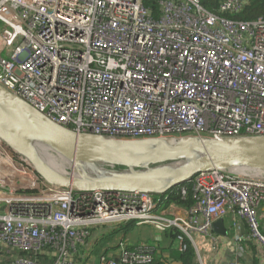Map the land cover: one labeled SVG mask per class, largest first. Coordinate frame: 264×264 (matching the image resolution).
I'll use <instances>...</instances> for the list:
<instances>
[{
  "label": "built area",
  "instance_id": "1",
  "mask_svg": "<svg viewBox=\"0 0 264 264\" xmlns=\"http://www.w3.org/2000/svg\"><path fill=\"white\" fill-rule=\"evenodd\" d=\"M0 84L54 122L107 138L264 136V18L222 17L201 0H0ZM0 154L33 179L0 182L1 263L76 264L103 227L133 221L177 229L180 248L186 238L198 254L195 235L217 253L212 225L231 218L227 264H244L252 242L264 251L262 174L200 172L188 182L194 203L168 214L157 194L59 187L1 139ZM119 257L99 264L153 259L149 246L124 242Z\"/></svg>",
  "mask_w": 264,
  "mask_h": 264
},
{
  "label": "water",
  "instance_id": "2",
  "mask_svg": "<svg viewBox=\"0 0 264 264\" xmlns=\"http://www.w3.org/2000/svg\"><path fill=\"white\" fill-rule=\"evenodd\" d=\"M0 139L49 184L81 192L136 191L159 195L212 169L243 168L264 176V136L107 138L54 122L1 84ZM34 141L45 142L69 158L75 176L54 172L37 153ZM0 182L22 188L33 185L31 177L15 170L1 154ZM4 209L0 207V211ZM212 228L217 234L228 235L223 218L214 221Z\"/></svg>",
  "mask_w": 264,
  "mask_h": 264
},
{
  "label": "trees",
  "instance_id": "3",
  "mask_svg": "<svg viewBox=\"0 0 264 264\" xmlns=\"http://www.w3.org/2000/svg\"><path fill=\"white\" fill-rule=\"evenodd\" d=\"M222 1L223 0H201L202 5L208 11L222 17L241 21L256 20L260 17L264 18V0H250L249 4H247L242 10L234 13L223 11L220 6ZM184 185H188V182L173 187L164 194H159L158 196L161 198V201L159 203L160 208L169 207L171 204L185 207L191 206L195 200V190L193 188V185H188L186 187L187 196H183L181 187ZM136 227L137 222L135 221L125 224L121 227H115L112 232L106 233L107 235L104 234L105 236L101 237V239L97 241L95 247H104L105 250H107V253L108 250L116 249L112 252V255L110 254L108 256L120 258L119 250L121 242H124L126 244L128 250L145 248V246L147 245L152 250L153 259L151 262L146 264H200L197 251L189 239L184 238L182 241V243L186 245V249L182 250L180 248L181 241H179L177 238L179 236V231L177 229L172 228L164 232L167 237L172 236V238L176 242L164 245L160 240H150L146 243H142L141 241L131 242L126 240L127 235L133 232ZM104 229L105 227H103V230ZM120 237L122 238V240L119 239ZM80 257L78 256L76 260H78V258L80 259Z\"/></svg>",
  "mask_w": 264,
  "mask_h": 264
},
{
  "label": "crops",
  "instance_id": "4",
  "mask_svg": "<svg viewBox=\"0 0 264 264\" xmlns=\"http://www.w3.org/2000/svg\"><path fill=\"white\" fill-rule=\"evenodd\" d=\"M168 214H174V213H183L185 211L184 206L174 205L171 204L167 209ZM225 225L228 229V235L223 236L220 234H217L220 237V246L219 251L217 253H214L211 244L209 243L208 239L203 236L202 234H196V244L199 248L198 252V260L200 264H227L228 258L233 254L234 252V245L232 241V219L226 218ZM247 230V229H246ZM106 233L110 232H98L96 233L93 240L89 243V246L86 250V252L89 250L88 256H82L80 254V259L78 258L76 264L78 262L83 261L85 259H88L92 256L93 253L97 254V257L99 258V261L97 264L100 263V261L103 259V257H107L108 255H112V252L116 249L105 250L104 247H95L97 241L101 239V237H104ZM215 233V232H214ZM247 233V232H246ZM107 235V234H106ZM122 240V238H119ZM126 240L128 241H141L142 243H146L150 240H160L164 245H167L169 243H176L172 236L167 237V235L157 229L153 225L145 224V225H137V227L134 229L133 232L129 233L127 235ZM1 263V262H0ZM244 264H264V251L263 247L259 242H252L250 246L248 247V257Z\"/></svg>",
  "mask_w": 264,
  "mask_h": 264
},
{
  "label": "rangeland",
  "instance_id": "5",
  "mask_svg": "<svg viewBox=\"0 0 264 264\" xmlns=\"http://www.w3.org/2000/svg\"><path fill=\"white\" fill-rule=\"evenodd\" d=\"M33 144L39 156L47 164L51 165L54 168L59 169L62 173H65V174H68L70 171L73 172L72 169L69 167V165L66 164L65 160L56 151H54L51 147H49L47 144L41 141H34ZM236 171H239L241 173H246V174H252V175L259 174L258 172H255V170L243 169V168H241V170H236ZM114 229L115 227H105L104 230L103 228L101 230L102 232H112ZM87 253H89V250L87 251ZM98 261H99V258L97 257V254L93 253L90 258L80 261L78 262V264H97ZM215 263L216 261L214 262V264Z\"/></svg>",
  "mask_w": 264,
  "mask_h": 264
},
{
  "label": "bare ground",
  "instance_id": "6",
  "mask_svg": "<svg viewBox=\"0 0 264 264\" xmlns=\"http://www.w3.org/2000/svg\"><path fill=\"white\" fill-rule=\"evenodd\" d=\"M45 143V142H44ZM47 144V143H45ZM48 145V144H47ZM49 147H51L54 151H56L52 146L48 145ZM66 162V164L69 165V167L71 166L73 169H74V164L69 160V158H67L66 156H64L61 152H59L58 150L56 151ZM43 160V159H42ZM44 161V160H43ZM45 162V161H44ZM46 163V162H45ZM47 164V163H46ZM54 172L60 174V175H69V174H65V173H62L59 169L57 168H54L52 167L51 165L47 164ZM102 168H104V166H102ZM75 170V169H74ZM75 176V171H74V174Z\"/></svg>",
  "mask_w": 264,
  "mask_h": 264
}]
</instances>
